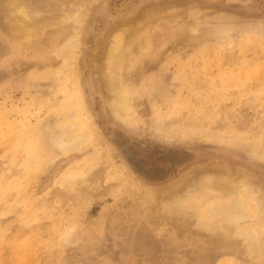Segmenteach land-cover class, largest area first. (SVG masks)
Returning <instances> with one entry per match:
<instances>
[{
	"label": "rangeland",
	"instance_id": "1",
	"mask_svg": "<svg viewBox=\"0 0 264 264\" xmlns=\"http://www.w3.org/2000/svg\"><path fill=\"white\" fill-rule=\"evenodd\" d=\"M27 1L38 26L46 29L51 26L50 7L66 8L74 0ZM195 1L198 6L189 8L178 0H86L90 13L76 28L79 42L71 49L87 94L85 105L92 110L88 112L92 140L82 149L86 160H75L62 152L34 173V178V174L24 177L23 159H13V138L0 144V183L10 185L7 192L0 190V264H239L237 256L220 257L224 252L212 248L201 254L206 259L209 255V260H199L201 252L182 236L183 231L192 240L199 233L212 234L206 224L195 225L199 214L193 212L190 217L191 211L179 212L180 200L173 199L172 207L167 201L164 210L163 201L158 205L148 197L150 191L180 189L184 193L179 195L185 200L199 189L206 175L217 180L232 171L256 194V215L260 218L254 220L261 221L264 231V161L256 159L252 148V140L264 127V0ZM197 8L211 15L198 19ZM146 12L161 15L149 21L142 17ZM134 20H145L143 34L151 36L153 49L129 74V81L141 86L136 95L139 121L121 120L117 124L104 110L96 75L104 44L115 25ZM9 23L0 13V116L6 114L8 119L2 124L3 130L12 129L17 135L24 130L23 125L49 118L47 105L34 100L39 96L44 101L56 100L58 81L65 77L46 76L36 82L35 72L45 71L55 57L60 60L54 43H41V50L31 46L19 49L18 34L11 37L5 29ZM187 24L186 30L204 40L200 45L194 43L192 49L186 47L182 56L175 52L178 58L162 63V50L173 49L174 35ZM225 28L244 32L236 45L226 41L219 46L212 37L211 41L205 39L212 32L216 37ZM168 34L173 36L164 48L162 42ZM190 37L187 33L186 38ZM243 43L247 45L242 48ZM59 66L64 68L61 61L56 70ZM62 72L69 74L67 69ZM70 74L71 78L75 75ZM39 88L43 92L37 91ZM158 90L157 107L163 111L160 118L153 113ZM171 96L175 102L167 108L161 102ZM214 111L216 120L209 126L204 115ZM51 123L48 126L54 125ZM103 128L109 129V138L115 133L131 143L142 166L163 167L177 152L189 156L167 175L146 178L137 168L126 165L125 159L116 157L109 139L102 135ZM210 130L222 138L210 139ZM231 130L235 135L248 132L250 136L232 143ZM108 159L120 178L114 183H110L113 175L109 174ZM71 166L77 173H86L73 187L60 181ZM83 180L88 182L81 183ZM118 185L120 191L113 193L111 188ZM70 231L72 235L66 240ZM16 241L28 244L18 249Z\"/></svg>",
	"mask_w": 264,
	"mask_h": 264
},
{
	"label": "bare ground",
	"instance_id": "2",
	"mask_svg": "<svg viewBox=\"0 0 264 264\" xmlns=\"http://www.w3.org/2000/svg\"><path fill=\"white\" fill-rule=\"evenodd\" d=\"M178 1L189 8L198 6V2L195 0ZM69 3H67L66 6L68 7L66 8H60L56 5L50 7L53 11L50 15L51 26L45 29L38 26V20L29 12L30 6L27 0H0V13L3 15V19L5 18V21L11 24H7L5 29L11 37H13V34H18L16 42H18L17 46L19 49L21 48L23 50L31 46L32 48L35 47V49L41 50V43H47V45L50 44V42L54 43V50H56L54 53L56 52L55 54L60 57V60H58V57H55L56 61L51 64L46 61L47 65L49 64L50 66H46L47 69H44L45 71L35 72L33 74L35 81L38 82V80L46 76L51 78L57 76L65 77L64 80L58 81L57 92L59 91V96L55 97L56 100L44 101L40 96L34 100L35 102L39 101L40 104L44 106L47 105V109L50 112V116L47 120H37L34 124L23 125L22 127L24 130L16 135L12 129H10L9 132L3 130L2 124L5 123V121L7 122L8 119L6 114L0 116V144L13 138V159H23L24 177H31L34 173L39 172L62 152H65V154L75 160L80 158L86 160L83 158L82 149L87 148L88 143L92 140V121L88 114V112L92 113V110L90 106L87 107L85 105V103L87 104V94L83 91L84 87L83 83H81L83 80H81L76 71V56L71 51L72 47H74L78 41L75 34L77 32L76 28H80L83 21L87 19L90 8L86 0H74L71 1L72 4ZM204 14H206V10L197 8L198 19L199 17L201 18L202 15H211V13L210 15ZM159 15H161V13L146 12L142 17H146V20L149 19V21H151L159 17ZM119 24L120 23L115 25L111 32L112 34L110 33L104 44L96 75L102 101L104 103V110L108 114L110 120L117 124L121 120H132V122L139 121L140 115L138 114V100L136 95L139 92L138 90L141 89V86L138 83L135 85L132 84L129 81L131 78L129 74L131 70H135L138 65L140 66L141 63L146 60L147 53L153 49L151 36L149 35L148 37L143 34L144 27L146 28L145 20H134ZM186 26H190V24L181 26V33H178L176 37L174 35L173 49L170 52H164L166 49H163L162 52L164 54L160 52V55L162 53V63L165 62V59L168 60L172 57L178 58V54L182 56L181 53L186 51V47L192 49L194 43L200 45L201 41L204 40L201 39L202 37H200V35L194 36V34L191 33L192 30H186ZM187 33L191 35L190 39L186 38ZM212 33L205 36V39L211 41L209 38L212 37L219 46L225 44L226 41L228 43H233L234 46L239 42L240 36L244 32L225 28L223 31L221 30L218 32L216 37L212 35ZM142 34L144 36H142ZM170 35L171 34H168L162 42L165 45L164 48H167L168 44L171 43V37L173 35ZM140 36H142L141 39H139ZM187 42L191 43L188 44ZM204 42L207 41L205 40ZM245 45L247 44L243 43L242 48L245 47ZM175 52H178V54L175 55ZM49 61L51 62V60ZM58 61H61L64 68L59 66L60 70H56L58 68ZM63 69H67L69 74L63 73ZM77 70L80 71L78 68ZM71 72L75 73L73 78H71ZM43 81L44 80H42V83ZM40 86L43 85L41 84ZM153 90L154 85L151 88V91ZM37 91H42V89L39 88ZM159 92L160 90L155 94L153 92L155 97L153 113L156 114L157 118H160L163 112L157 107V104L160 103ZM174 102L171 96L165 98V102L161 103H166L163 105L170 108ZM215 115L216 111H214L213 115H204L206 120L210 123L209 126L215 123ZM51 122H54V125L48 126V123L53 124ZM230 132L232 133V143L244 140L245 135L250 136L248 132H243L238 135H235L233 130ZM200 133L202 134L201 131ZM109 134V129L103 128L102 135L104 138L109 139V145L115 151L116 157L119 156L125 159L126 165H131L135 169L137 168L139 175L146 178L167 175L168 172L174 171L175 166L181 165V162L186 161L185 156H189L188 154L183 155V153L177 152L173 153L172 156L166 160L163 167H154V165L151 164L142 166L139 164L141 158L134 153L136 148L131 143L122 139L115 133L109 138ZM207 136L210 137V139L222 138L221 134L213 130H210ZM252 148L256 151L254 155L256 159L264 161V127L261 134L252 140ZM138 152L140 153V151ZM20 154H24V156L21 157ZM147 154L150 155V152ZM108 158L112 159L113 155L110 154ZM109 159V174L113 175L110 179V183H114V181L120 178L115 175L116 171ZM72 167L73 166L69 167L66 172H63L60 179L62 183H66L69 187L76 186V182L81 181L86 174L77 173L74 169H70ZM112 172L114 174H112ZM213 173L212 175H214ZM36 174H34L33 178ZM215 174L217 175L216 172ZM131 176L137 178L135 174ZM206 176L207 179L203 180L202 178L200 180H203L202 183H198L200 184V187H198L199 189H197V191L193 190L194 192L192 191L190 193L191 195L185 200L179 195L181 192L180 189H173L172 191L169 190L170 192L166 191L162 193L150 191L152 194H149L148 197L150 198L151 196V201H155L158 205L163 201L165 207L167 206V201H169V205L174 202L173 199L175 201L180 200L182 201L181 205L179 203L180 201L177 203V205H180L179 212L188 214L187 211H191V215L189 214L190 217L194 214L193 212L199 214V220L195 225L206 224V228L211 231L212 234L208 236L199 233L196 236L198 238H195V240H192L190 234L185 233L186 231H183L182 234L184 240L187 239L191 241L192 248L201 252L198 254L200 256L199 260H207L209 255L206 259V257L201 254L206 253L204 250L212 248L213 250L219 249V251L222 250L224 252L220 257L232 258L233 255L237 256L240 260L239 264H264V231L261 229V221L259 219L254 220L260 218V215H256V210L258 209L256 208V205H258L255 199L256 194L240 180L241 178L239 176L235 175L234 171L226 175L224 174L219 179L216 178L217 180L212 177L208 179V175ZM87 182L88 180H83L81 183ZM190 185L193 186V184ZM9 188V184L0 183V190L7 192ZM193 189H195V186ZM111 190L113 193L119 192L120 185L114 186ZM186 193L187 190L185 196H187ZM217 196L218 198H215ZM175 208L178 210L177 206ZM175 208L174 210H176ZM163 209L165 210L167 207ZM71 231L66 234V240L71 237ZM27 244L26 242L16 241L18 249L24 248ZM228 263L230 264V261ZM232 264L234 263L232 262Z\"/></svg>",
	"mask_w": 264,
	"mask_h": 264
}]
</instances>
